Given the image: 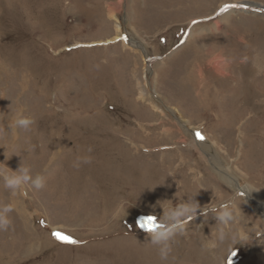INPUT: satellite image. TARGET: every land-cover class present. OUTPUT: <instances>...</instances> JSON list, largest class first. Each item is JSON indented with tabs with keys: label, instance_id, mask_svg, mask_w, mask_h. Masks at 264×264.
Segmentation results:
<instances>
[{
	"label": "rangeland",
	"instance_id": "1",
	"mask_svg": "<svg viewBox=\"0 0 264 264\" xmlns=\"http://www.w3.org/2000/svg\"><path fill=\"white\" fill-rule=\"evenodd\" d=\"M263 63L264 0H0V264H264Z\"/></svg>",
	"mask_w": 264,
	"mask_h": 264
},
{
	"label": "clouds",
	"instance_id": "2",
	"mask_svg": "<svg viewBox=\"0 0 264 264\" xmlns=\"http://www.w3.org/2000/svg\"><path fill=\"white\" fill-rule=\"evenodd\" d=\"M32 123V120L30 118H20L17 117L15 120V127H21L27 129ZM5 181V187L16 190L20 189L21 185L25 181H30L31 184L39 189L44 186V177L41 175L35 176V178H32L30 175V169L28 168H20L18 171L13 172L11 175L4 176ZM222 207L219 211V218L223 224H227L230 220L233 219V213H236L239 210L238 205L235 203V200H229L227 202L221 203ZM197 205L194 203H188L186 205H181V209L177 212L171 213L173 215H181L184 216L185 219H191L192 216H195L196 214ZM213 211H217V206L212 207ZM12 211V208L10 205L4 206L2 209H0V228H7L9 221L6 218L7 214ZM121 212L124 211L123 208L120 209ZM148 218V217H147ZM157 235L163 236L165 239H167V236L164 233L163 228H156L154 230ZM225 231L223 228H221L219 233V238L223 240L225 238ZM243 235L241 234V239H244ZM168 251H170V248H168ZM162 258L166 259L167 255L161 253Z\"/></svg>",
	"mask_w": 264,
	"mask_h": 264
},
{
	"label": "bare ground",
	"instance_id": "3",
	"mask_svg": "<svg viewBox=\"0 0 264 264\" xmlns=\"http://www.w3.org/2000/svg\"><path fill=\"white\" fill-rule=\"evenodd\" d=\"M235 12H237L236 10H232V11H229V12H227L226 14H224L222 17L223 18H225V17H227V16H229L230 14H232V13H235ZM190 37H191V35H189V37H188V39H187V41L190 39ZM126 38H127V36H126ZM109 38H107V40H108ZM111 40V39H110ZM109 41V40H108ZM132 45H133V43H132ZM140 51L144 54V56L146 57V55H147V53H146V50L143 48V47H141V49H140ZM144 62H145V60H144ZM145 64V63H144ZM263 65H264V63H263ZM190 71V70H189ZM219 73H222V74H224V72L223 71H221L220 70V72ZM195 75H197V73L195 72V73H193V72H188L187 73V75L185 76V82H186V84L185 85H187V87H188V89H189V91H192V92H194L195 91V86L199 83V82H201L200 80H198V81H196L195 83H193V84H191L190 83V81H192L193 80V78H194V76ZM198 75H199V73H198ZM225 75V74H224ZM200 76V75H199ZM181 77V76H180ZM201 79V78H200ZM197 80V79H196ZM184 81V80H183ZM259 81V80H258ZM178 82H180V81H178ZM184 82V83H185ZM264 81H262V82H260L261 83V86H262V84H264L263 83ZM202 83V82H201ZM177 85V84H176ZM200 85V84H199ZM178 87V86H177ZM176 87V88H177ZM197 87L198 86H196V91H197ZM263 88V87H262ZM199 89V88H198ZM264 90V89H263ZM198 92V91H197ZM259 94V93H258ZM263 94H264V92H263ZM259 95H261V93L259 94ZM256 96V95H255ZM258 96V95H257ZM262 96V95H261ZM240 97V96H239ZM244 97V99L243 100H245V95L243 96ZM263 98V97H262ZM216 99V98H215ZM241 99V100H242ZM261 99V98H260ZM235 100V99H234ZM247 100V99H246ZM246 100H245V102H246ZM258 100V99H257ZM256 100V101H257ZM264 100H262V102H263ZM248 102H249V100H248ZM259 102V101H258ZM246 104V103H245ZM244 104V105H245ZM258 104H260V103H258ZM229 106V105H228ZM169 110V109H168ZM25 113V112H24ZM24 117V116H23ZM27 118V117H26ZM30 118V117H29ZM2 119H4L3 117H2ZM5 120V119H4ZM14 124H15V119L13 118L12 119V121L11 120H9V117H8V120H7V124H6V126L10 129V131H11V133L14 131L15 133H16V129L17 128H15V126H14ZM182 124V123H181ZM20 128V127H19ZM18 130V129H17ZM192 132V131H191ZM204 142H199V144H200V146L203 144ZM229 151V150H228ZM248 151V150H247ZM241 156V155H240ZM215 166V165H214ZM216 167V166H215ZM217 169H218V167H217ZM218 170H220V169H218ZM225 171H223V172H226L227 173V176H225V175H221L222 176V178L223 179H226L227 180V178H235V176L233 175V174H230V173H228L227 172V170H228V168L226 167L225 169H224ZM263 175V174H262ZM236 179H238V178H236ZM261 180V179H260ZM234 183H236V181L234 180ZM25 184V183H24ZM23 186V185H22ZM238 187V189H241L242 190V194L248 199V201L249 202H251V205H252V200H251V195H248V193L246 192V191H244V189L245 188H247V190L249 191L251 188L250 187H248L247 186V184L246 183H244L243 181H241L240 179H238V181H237V183H236V188ZM250 188V189H249ZM238 189H237V191H238ZM25 190H26V188L24 189V193H25ZM251 191V190H250ZM255 204V203H254ZM252 207H253V205H252ZM258 209V212L261 214V212L263 213V214H261V215H264V210H262L261 208H259V206L258 205H256L255 204V207H253V209ZM56 227V226H55ZM54 226H50V228L52 229H54L55 228ZM184 227H186V226H184ZM59 243V242H58ZM65 245V244H64Z\"/></svg>",
	"mask_w": 264,
	"mask_h": 264
},
{
	"label": "snow or ice",
	"instance_id": "4",
	"mask_svg": "<svg viewBox=\"0 0 264 264\" xmlns=\"http://www.w3.org/2000/svg\"><path fill=\"white\" fill-rule=\"evenodd\" d=\"M197 136L199 139L203 140L204 137L200 134V133H197ZM154 221H155V218L154 217H148L145 221H144V224H147L149 226V229L151 230L152 227L154 226ZM55 236L61 240V241H64V242H74V241H71L70 238L66 235H62L61 233L57 232L55 233Z\"/></svg>",
	"mask_w": 264,
	"mask_h": 264
},
{
	"label": "crops",
	"instance_id": "5",
	"mask_svg": "<svg viewBox=\"0 0 264 264\" xmlns=\"http://www.w3.org/2000/svg\"><path fill=\"white\" fill-rule=\"evenodd\" d=\"M89 42H94V43H95V42H105V43H106V42H108V40H107V39H106V40H103V41H101V40H92V41H89ZM76 43H80V42H77V41L74 42V44H76ZM66 46H67V45H65V47H66ZM69 48H70V46H69ZM96 49H97V48H95V47L93 48V47H92L90 50L95 51ZM78 50H80V49H76V51H78ZM87 52H88V50H87ZM55 242H56V241H55ZM56 243H57V242H56ZM58 245H59V244H58ZM60 246L63 247V245H60Z\"/></svg>",
	"mask_w": 264,
	"mask_h": 264
}]
</instances>
